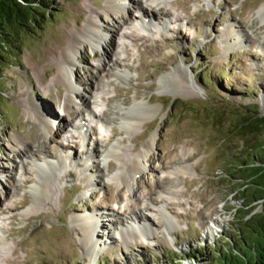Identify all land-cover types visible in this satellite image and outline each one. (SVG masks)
Listing matches in <instances>:
<instances>
[{
	"label": "rangeland",
	"instance_id": "obj_1",
	"mask_svg": "<svg viewBox=\"0 0 264 264\" xmlns=\"http://www.w3.org/2000/svg\"><path fill=\"white\" fill-rule=\"evenodd\" d=\"M263 6L55 0L19 35V52L0 65V264H168L169 255L191 264V250L209 255L261 213L259 202L244 206L235 170L262 141L239 128L250 109L264 116ZM68 41L71 77L50 56ZM133 104L150 114L129 129L118 114ZM126 165L134 175L123 184ZM156 180L173 197L153 191L142 209ZM94 214L89 238L80 219ZM133 218L151 236L121 234Z\"/></svg>",
	"mask_w": 264,
	"mask_h": 264
},
{
	"label": "trees",
	"instance_id": "obj_2",
	"mask_svg": "<svg viewBox=\"0 0 264 264\" xmlns=\"http://www.w3.org/2000/svg\"><path fill=\"white\" fill-rule=\"evenodd\" d=\"M54 2L0 0V65L16 56L20 49L19 35L38 28L40 20L53 10ZM241 118V135H262V141L248 149L253 153L246 152L244 161H240L242 167L235 170L239 180L246 186L240 193L244 206L250 207L259 202L261 213L243 221L232 237L223 236L220 247L211 243L209 255L191 250L187 256L191 264H264V116H260L256 109H250ZM167 263L181 264L171 255Z\"/></svg>",
	"mask_w": 264,
	"mask_h": 264
},
{
	"label": "bare ground",
	"instance_id": "obj_3",
	"mask_svg": "<svg viewBox=\"0 0 264 264\" xmlns=\"http://www.w3.org/2000/svg\"><path fill=\"white\" fill-rule=\"evenodd\" d=\"M180 4V3H179ZM184 5V4H183ZM157 7V6H156ZM155 7V8H156ZM184 7V6H183ZM262 9L264 10V6L262 7ZM157 10H159L160 12L162 11V9L161 8H157ZM184 10H185V8H184ZM166 12V11H165ZM164 12V13H165ZM167 13V12H166ZM138 14H140V13H138ZM164 16L166 15V14H163ZM142 17H144L143 15H142V13H141V15H139V19L140 20H142V24H146V25H149L150 23H154V21H152V19H154V16L152 15L151 16V19H149L150 17H147L146 19H144V18H142ZM153 25V24H152ZM99 43H96L95 42V47L98 49V47L100 46L101 47V44L100 45H98ZM72 46V43H71V41H68V43H67V46L62 50V51H56V50H51V52H50V56H51V60L53 61V62H55L57 65H58V67L60 68V70L62 71V73H64L67 77H71V71H70V68H69V63L70 62H72V59H73V56H74V53H73V48L71 47ZM112 51V50H111ZM118 60V59H117ZM117 60H115V61H109V62H111V64L113 65V66H116V64H117ZM103 66H105V64L103 65ZM118 76V78L119 79H121V78H123L124 77V75H123V73H117L116 74V77ZM71 81H69L68 80V83H70ZM76 82V81H75ZM79 82H81V79L80 80H78V83ZM162 85H164V83H162ZM71 86V85H70ZM164 88V87H163ZM69 89H70V91H72V93H73V97L74 98H79V94L77 93V91L75 90V89H73L72 87H69ZM98 89V88H97ZM91 90H95V89H93V86L92 87H90V91ZM101 90H102V88H101ZM103 92V91H102ZM106 101V100H105ZM108 101V100H107ZM79 104H82V105H87L86 104V102H85V100L82 98H80V100H79ZM125 103L127 102V100H125L124 101ZM110 110V108L108 109V111ZM121 111V113H120V115L118 114V118L120 119V120H122V123L126 126V128L128 127L129 129L131 128L130 126H132L133 125V122H135V121H137V118H141V116L143 115V116H147V115H149L150 114V109L149 108H146L145 106H140L139 104H133V105H131L129 108H126V109H121L120 110ZM88 113H91V111L89 112L88 111ZM78 113H76V115H77ZM106 112H102V113H100L99 115H98V118L100 119V121H104V122H107V121H109V120H106L108 117L106 116ZM75 116V115H74ZM79 117V116H78ZM77 116H76V118H78ZM49 119H51V117H49ZM48 119V120H49ZM52 120V119H51ZM80 128L84 131V137H85V131H87L88 130V127H87V125L85 126V125H81L80 126ZM128 129V130H129ZM60 133H61V135H62V131L60 130ZM64 133V132H63ZM115 134V132L113 131V132H111V137H113V136H115L114 135ZM113 135V136H112ZM71 139H73L72 137H70ZM70 138H69V140H70ZM109 139V138H108ZM68 140V141H69ZM110 140V139H109ZM50 141H51V139H50ZM71 141V140H70ZM153 142V138L152 139H150L148 142H147V148L151 145V143ZM97 144V143H96ZM95 147V146H94ZM95 149H96V147H95ZM31 152V151H30ZM30 152H28V153H30ZM94 152V151H93ZM28 153H26V154H28ZM41 153L42 154H44L42 151H41ZM95 153V152H94ZM151 159V158H150ZM149 159V160H150ZM108 166H110V167H108L107 169L109 170V169H111L112 168V166L111 165H108ZM41 168H43V167H41ZM125 168H126V170L124 169V171H123V174H122V176H120V181L123 183V184H126L127 183V179H129V178H131L133 175H134V171H132L131 170V168H129V166H125ZM158 191V192H161L162 194H164V198H166L167 200H169L170 199V197H173V192H171L168 188L166 189V188H164L163 187V185H162V182H160V180H156L155 182H154V188H152V189H149L148 190V193H147V195L144 197L145 198V200H144V202H145V204H144V202H141L140 204V206H142L143 204V208L142 209H144V208H148L150 205H152V206H154V204H153V202L151 201V195H149V194H151V193H153V191L155 192V191ZM134 198H135V195L133 196ZM175 204V203H174ZM162 207V206H161ZM138 209H139V207H137ZM136 208V209H137ZM150 208V207H149ZM137 209V210H138ZM153 209V208H152ZM140 210V209H139ZM138 210V211H139ZM138 211H135V209L134 210H132L131 212H132V214H134V215H137V213H139ZM98 219H99V216H96L95 214L94 215H91V216H86V215H83V217H81V222H83V224H85V223H87V225L86 226H84L85 227V229H84V232H83V235L84 236H88L89 238H92L93 236H97V232H95V230H94V228L93 227H97V222H99L98 221ZM100 220V219H99ZM115 221V220H114ZM134 221V218L132 219V222L131 223H129L128 224V227L127 228H129V229H127V228H125V231H123V230H121L120 231V233L121 234H130V233H133V232H136V233H139V234H141L142 236V238L144 237V238H147V237H149V236H151V234H149V232H151V230H150V228L149 227H151L150 225H146L145 223H143V221L140 219V220H135L136 221V223H134L133 222ZM113 223H115V222H113ZM211 223L214 225V226H218L219 224L217 223V221L216 220H212L211 221ZM99 224V223H98ZM111 224V223H110ZM170 225V224H169ZM149 226V227H148ZM168 226V225H167ZM166 230V234L167 235H169L170 234V232L172 231V228H170V227H166L165 228ZM171 230V231H170ZM101 231V230H100ZM147 231H148V234H147ZM170 231V232H169ZM109 232V231H108ZM124 232V233H123ZM135 234V233H134ZM146 234V235H145ZM138 235V234H137ZM92 236V237H91ZM110 236V235H109ZM91 241L94 243L95 241L94 240H92L91 239ZM95 244V243H94ZM97 244V243H96ZM95 244V245H96ZM97 247L99 248V244H97ZM8 261V260H7ZM5 262H6V260H5ZM11 263V262H10ZM7 264V263H6Z\"/></svg>",
	"mask_w": 264,
	"mask_h": 264
}]
</instances>
